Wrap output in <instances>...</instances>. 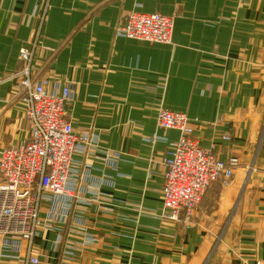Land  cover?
Returning a JSON list of instances; mask_svg holds the SVG:
<instances>
[{
	"label": "crops",
	"instance_id": "crops-1",
	"mask_svg": "<svg viewBox=\"0 0 264 264\" xmlns=\"http://www.w3.org/2000/svg\"><path fill=\"white\" fill-rule=\"evenodd\" d=\"M131 12L172 17L171 43L117 36ZM24 47L35 76L70 85L64 112L74 132L97 137L75 157L88 165L94 204L76 201L60 235L39 231V264L264 260V0H0V155L27 138L10 80ZM159 110L184 113L201 148L239 163L228 186L206 191L188 226L160 218L162 162L178 133L158 128ZM24 256L0 237V264Z\"/></svg>",
	"mask_w": 264,
	"mask_h": 264
},
{
	"label": "built area",
	"instance_id": "built-area-1",
	"mask_svg": "<svg viewBox=\"0 0 264 264\" xmlns=\"http://www.w3.org/2000/svg\"><path fill=\"white\" fill-rule=\"evenodd\" d=\"M173 26L170 16L131 12L120 21L115 33L132 40L167 45L171 43ZM31 60L32 50L21 48L19 67L10 76L24 108L27 138L19 146L4 148L0 155L1 245L17 255L23 252V264H39L38 255L32 251L33 237L39 231L54 230L60 235L63 229L59 226H66L76 201L81 207L94 204V182L85 167L88 165L75 157H86L97 140L91 131L74 132L66 119L64 107L71 98L70 85L35 76ZM156 123L159 129L178 133V138L168 143L162 162L160 218L188 226L206 191L216 183L228 186L239 163L237 159L220 160L213 147L201 148L182 112L159 110ZM149 141L151 145L167 142L157 137ZM112 159L111 164L115 162ZM78 195H89L90 201L79 200ZM42 207L47 210L41 217ZM74 223L84 227L79 218ZM85 241L79 245L92 243L89 238ZM68 249L66 254L73 255L74 248ZM254 264H264V260Z\"/></svg>",
	"mask_w": 264,
	"mask_h": 264
},
{
	"label": "rangeland",
	"instance_id": "rangeland-1",
	"mask_svg": "<svg viewBox=\"0 0 264 264\" xmlns=\"http://www.w3.org/2000/svg\"><path fill=\"white\" fill-rule=\"evenodd\" d=\"M169 111H170V110H169ZM173 112L181 113V112H179V111H173ZM150 138H153V137H150ZM150 138H147V140L149 141ZM149 142H150V141H149ZM150 145H151V143H150ZM46 210H47L46 207H42V209H41V213H42V214L40 215L41 217L43 216V213H44ZM53 227H54V226H53ZM50 232H53L55 235L58 234V232H56V231H54V230H50L49 233H50ZM36 236H37V235H36ZM36 236H35V237H36ZM35 237H33V240H34ZM33 240H32V241H33Z\"/></svg>",
	"mask_w": 264,
	"mask_h": 264
}]
</instances>
